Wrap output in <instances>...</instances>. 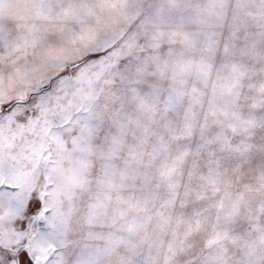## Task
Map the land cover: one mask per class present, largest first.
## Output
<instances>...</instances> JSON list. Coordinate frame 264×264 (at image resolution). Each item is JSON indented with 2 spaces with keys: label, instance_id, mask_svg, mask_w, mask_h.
<instances>
[{
  "label": "snow or ice",
  "instance_id": "snow-or-ice-1",
  "mask_svg": "<svg viewBox=\"0 0 264 264\" xmlns=\"http://www.w3.org/2000/svg\"><path fill=\"white\" fill-rule=\"evenodd\" d=\"M0 264H264V0H0Z\"/></svg>",
  "mask_w": 264,
  "mask_h": 264
}]
</instances>
